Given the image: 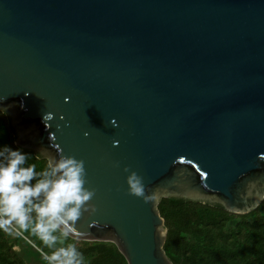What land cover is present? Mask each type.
Instances as JSON below:
<instances>
[{"label": "water", "instance_id": "water-1", "mask_svg": "<svg viewBox=\"0 0 264 264\" xmlns=\"http://www.w3.org/2000/svg\"><path fill=\"white\" fill-rule=\"evenodd\" d=\"M0 110L14 145L84 160L70 238L173 264L161 198L264 200V0H0Z\"/></svg>", "mask_w": 264, "mask_h": 264}, {"label": "trees", "instance_id": "trees-1", "mask_svg": "<svg viewBox=\"0 0 264 264\" xmlns=\"http://www.w3.org/2000/svg\"><path fill=\"white\" fill-rule=\"evenodd\" d=\"M0 129V144L18 147L13 143L9 119L1 110ZM21 149L30 153L26 164H35L38 172L46 166V159ZM158 210L166 228L163 248L173 264H264V200L248 213L235 214L219 204L166 197L161 198ZM30 234L37 244L14 225L8 230L0 228V264H48L45 256L53 249ZM67 243L76 244L85 264H127L111 242L68 237L57 246Z\"/></svg>", "mask_w": 264, "mask_h": 264}, {"label": "clouds", "instance_id": "clouds-1", "mask_svg": "<svg viewBox=\"0 0 264 264\" xmlns=\"http://www.w3.org/2000/svg\"><path fill=\"white\" fill-rule=\"evenodd\" d=\"M40 153L46 166L38 172L35 164H26L30 153L0 144V228L8 230L15 223L39 236L53 249L45 256L48 264H85L75 243L57 246L69 237L82 212L96 210L94 204L86 203L95 189L85 187V162L72 155L51 154L47 148H41ZM123 170L127 191L146 202L152 200L143 177L127 165Z\"/></svg>", "mask_w": 264, "mask_h": 264}, {"label": "rangeland", "instance_id": "rangeland-1", "mask_svg": "<svg viewBox=\"0 0 264 264\" xmlns=\"http://www.w3.org/2000/svg\"><path fill=\"white\" fill-rule=\"evenodd\" d=\"M13 225L14 226H16L15 225V223H13ZM16 228H18V226H16ZM19 229V228H18ZM21 232H23V233H25L26 235H27V237L32 241V242H34L35 244H37L36 243V241L31 237V234H30V231H26V230H23V229H19ZM31 243V242H30ZM32 244V243H31Z\"/></svg>", "mask_w": 264, "mask_h": 264}]
</instances>
